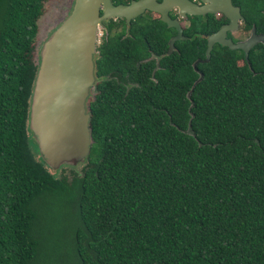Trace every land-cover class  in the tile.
<instances>
[{"label": "trees", "instance_id": "obj_1", "mask_svg": "<svg viewBox=\"0 0 264 264\" xmlns=\"http://www.w3.org/2000/svg\"><path fill=\"white\" fill-rule=\"evenodd\" d=\"M231 2L240 28L264 30V0ZM43 3L0 0V264H39L60 195L69 264H264V42L204 57L224 17L191 12L166 51L173 27L134 15L131 36L95 45L90 141L66 182L25 128Z\"/></svg>", "mask_w": 264, "mask_h": 264}, {"label": "water", "instance_id": "obj_2", "mask_svg": "<svg viewBox=\"0 0 264 264\" xmlns=\"http://www.w3.org/2000/svg\"><path fill=\"white\" fill-rule=\"evenodd\" d=\"M172 4L177 5L179 15L206 11L226 15V21L205 34L204 57L208 56L213 41L239 47L244 56L255 41L264 42V30L254 31L252 26L244 37L232 39L225 35L242 16L230 0H72L68 11L39 45L28 97L25 127L45 165L55 167L82 160L88 150L85 98L93 82L92 54L99 19L108 15L127 19L144 7L155 10L167 25L175 27V32L167 38L166 51H169L173 39L184 36L178 21L166 13Z\"/></svg>", "mask_w": 264, "mask_h": 264}, {"label": "rangeland", "instance_id": "obj_3", "mask_svg": "<svg viewBox=\"0 0 264 264\" xmlns=\"http://www.w3.org/2000/svg\"><path fill=\"white\" fill-rule=\"evenodd\" d=\"M72 0H44L43 9L36 18L37 31L33 39V56L37 59L38 49L41 41L47 33L58 23V20L68 11ZM232 29V34L241 38L244 37L248 30H243L239 26ZM98 27V24H97ZM96 27V35H97ZM26 128V127H25ZM27 129V128H26ZM29 137L30 135L27 134ZM83 160L73 163H61L55 167L46 165L47 169L55 175L64 176L66 182L70 181L72 172H79ZM69 201L65 195L60 197H51L49 210L46 213L44 224H37V230L40 232V258L39 264H69L70 246L68 241L71 236L72 224H69ZM70 231V232H69ZM47 262V263H46Z\"/></svg>", "mask_w": 264, "mask_h": 264}, {"label": "flooded vegetation", "instance_id": "obj_4", "mask_svg": "<svg viewBox=\"0 0 264 264\" xmlns=\"http://www.w3.org/2000/svg\"><path fill=\"white\" fill-rule=\"evenodd\" d=\"M111 1L114 2L113 0H111ZM118 1L125 2V1H128V0H116L115 2H118ZM193 1H196V2H199L200 1L201 2V0H193ZM238 9H239V7H238ZM152 12H156V16H157V14H159L155 10L149 9L147 7H144L143 9H141L140 11H138L137 13H134V14L129 15L127 17V19L123 18L122 15H108V16H105V17L100 18L99 19L100 21H99L98 27H97V35H96L95 45H99V44L103 43L104 41L107 42L109 37H113L114 40H116V39L118 40L120 38L125 37L126 35L131 36L132 35V32L129 29V23H130V20L132 19V17L134 15H140V16L146 17L147 14L148 15H151ZM166 13H167L168 16L176 19V21H178V23L180 24V27L182 29V25L186 21V14H188V13H185L184 15H179L178 8H177V5L176 4H172L169 7H167ZM212 13L215 14V16H221V14H223L224 19L221 20V22H224V21L227 20L226 15L224 13L220 12V11H218V12H212ZM240 20H241V18H240ZM164 23H165V21H164ZM165 25H167V24L165 23ZM167 26H172L173 29H174V31L171 32L169 35H171L172 33L175 32L174 25L168 24ZM236 27H237V25H236ZM236 27H234L233 29H235ZM228 31H230V34H227ZM231 31H232V29H227L225 31V35L230 36V37L232 35V36L235 37L234 39L239 38V37L235 36L234 34H232ZM248 31H249V29H248ZM172 47H173V44H172ZM166 48H167V39H166ZM166 48H165V50H166ZM94 51L95 52H98V47L95 48V46H94ZM146 57H147V55H142L141 57H136L135 62L138 59H140V58L143 59V58H146ZM116 70H117L116 71V74L113 73V76L116 78L117 77V74H118L121 77L122 74L120 73V71L118 70V68H116ZM125 79L126 80H129V78H125Z\"/></svg>", "mask_w": 264, "mask_h": 264}]
</instances>
